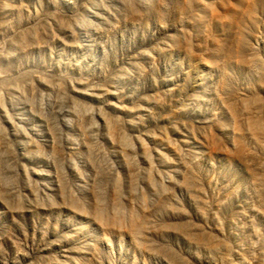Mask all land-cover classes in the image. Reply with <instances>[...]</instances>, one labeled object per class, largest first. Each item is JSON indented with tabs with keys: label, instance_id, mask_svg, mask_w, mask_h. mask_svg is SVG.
Here are the masks:
<instances>
[{
	"label": "rangeland",
	"instance_id": "374dc122",
	"mask_svg": "<svg viewBox=\"0 0 264 264\" xmlns=\"http://www.w3.org/2000/svg\"><path fill=\"white\" fill-rule=\"evenodd\" d=\"M0 264H264V0H0Z\"/></svg>",
	"mask_w": 264,
	"mask_h": 264
}]
</instances>
